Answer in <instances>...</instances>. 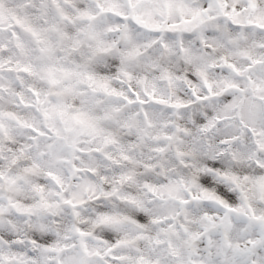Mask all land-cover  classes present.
<instances>
[{
    "label": "snow or ice",
    "instance_id": "obj_1",
    "mask_svg": "<svg viewBox=\"0 0 264 264\" xmlns=\"http://www.w3.org/2000/svg\"><path fill=\"white\" fill-rule=\"evenodd\" d=\"M0 264H264V0H0Z\"/></svg>",
    "mask_w": 264,
    "mask_h": 264
}]
</instances>
